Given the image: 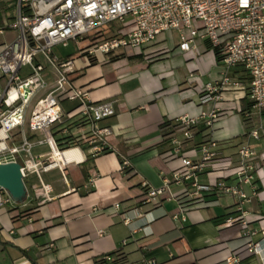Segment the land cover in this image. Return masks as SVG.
<instances>
[{
	"label": "crops",
	"instance_id": "obj_1",
	"mask_svg": "<svg viewBox=\"0 0 264 264\" xmlns=\"http://www.w3.org/2000/svg\"><path fill=\"white\" fill-rule=\"evenodd\" d=\"M17 2L0 0V51L17 39L18 30L11 27ZM118 31L119 25L111 28L103 41ZM172 34L177 36L167 33V38ZM166 35L144 54L132 50L126 54H89V48L97 43L82 50L81 57H64L55 51L62 60L73 62L69 79L76 87L87 90L95 103L114 104L115 115L100 123L111 130V135L105 139L106 152L92 157L87 147L81 154L73 150L64 159L68 164L65 171L42 174L41 181L52 190L48 196L35 175L24 180L25 202L0 209V264H95L110 254L107 264L143 260L156 264H224L236 255L240 264H264V251L248 256L243 247L246 234L256 232L252 236L256 241L260 238L257 233L264 229V137H248L252 129L264 126V111H253L239 91L224 92L216 106L212 101L201 104V86L220 76L214 51L208 43L197 41L193 57L178 49V36L176 43L168 44ZM154 49L165 51L150 58ZM131 56L139 57L129 59ZM232 77L242 84L247 82L242 70H233ZM66 103L62 107L68 111L73 104ZM217 110L221 111L219 119L207 128L202 114L207 118ZM182 118L199 120L191 130L193 138L185 140L174 130L164 137L167 128L162 125ZM71 131L86 134L89 127ZM172 136L181 141L179 155H174ZM207 142L216 144L219 156L231 157L234 162L242 146L256 155L254 191L249 185H240L250 200L242 205L248 218L247 231L240 229L239 222L225 225L227 220L241 217L238 199L205 193L190 208L183 198L187 184L176 183L181 158L200 159L199 148ZM122 162L127 164L125 170ZM214 177L203 174L199 181L207 184ZM165 181L175 199L163 200L158 206L144 204L142 184L160 188ZM226 184L236 182L228 180ZM28 209H32L29 217L12 222V217ZM124 213L133 218L128 225L121 219Z\"/></svg>",
	"mask_w": 264,
	"mask_h": 264
},
{
	"label": "built area",
	"instance_id": "obj_2",
	"mask_svg": "<svg viewBox=\"0 0 264 264\" xmlns=\"http://www.w3.org/2000/svg\"><path fill=\"white\" fill-rule=\"evenodd\" d=\"M199 22L202 25L197 27ZM112 23L119 25L117 35L91 46L89 54H109L121 48L144 54L162 36L176 33L178 49L194 57L197 41H203L217 52L220 76L201 86L200 103L212 101L216 106L223 100L224 92L239 91L253 111H264V0H18L11 26L18 30L17 39L0 51V164H20L23 180L35 175L46 196L52 190L41 181V175L55 169L65 171L68 164L62 156L67 152L77 150L81 154L87 147L92 157L103 153L111 130L100 123L115 115L112 102L95 103L87 90L71 82L73 62L62 60L55 49L66 48L70 42H78L95 29ZM236 69L245 73L246 84L232 77ZM24 70L27 72L23 73ZM65 102L73 104L68 111L62 107ZM220 115L218 110L207 118L202 114L204 125L210 128ZM198 122L196 118H182L172 125L175 133L191 140V130ZM82 126L89 127L86 134L72 133V128ZM248 137L263 138L264 126L252 129ZM170 143L174 155H179L181 141L172 136ZM44 147L48 155L36 154V149ZM215 148V143L207 142L199 148L200 159L181 158L176 183L187 184L183 198L190 208L205 193L238 199L241 217L229 219L225 225L239 222L240 229L247 231L248 218L242 205L250 200L240 185H249L254 191L256 155L248 146H242L234 162L231 157L219 156ZM126 165L122 162V167ZM203 174L215 177L201 184L199 177ZM228 180L236 184L229 186ZM93 183L91 179L89 185ZM142 187L144 204L158 206L163 200L175 199L167 181L160 188L146 183ZM14 204L7 192L0 189V209ZM179 212H183L181 206ZM121 219L125 225L133 220L129 213L122 214ZM255 233L245 235L243 247L248 256L264 251V229L257 233L260 238L253 241ZM240 263L241 258L236 255L224 264ZM137 264L156 262L143 260Z\"/></svg>",
	"mask_w": 264,
	"mask_h": 264
},
{
	"label": "rangeland",
	"instance_id": "obj_3",
	"mask_svg": "<svg viewBox=\"0 0 264 264\" xmlns=\"http://www.w3.org/2000/svg\"><path fill=\"white\" fill-rule=\"evenodd\" d=\"M197 27L201 26L202 23L199 22L196 24ZM116 23H112L110 25H107L106 27L104 28H98V29H95L94 31H92L91 33H89L87 36H85L82 40H79L77 43L76 42H70L67 46V48H62V47H59V48H56L55 51L58 55H61V56H70V57H81V51L90 47L92 44L94 43H98L100 41H103V39L107 36H110V31H111V28H114L116 27ZM103 34V37H100V35ZM166 38H167V35H166ZM177 42V36L175 34H172V36H169V38H167V43L170 44V43H176ZM165 50H160L158 49H154V52L149 54L148 56L150 58H156L158 57L160 54V52H163ZM87 52H85L86 54ZM115 53H123V54H126V53H129V50L127 49H119L117 51H115ZM65 106H68V103H66ZM74 151H77V150H74ZM35 152L39 153V154H42V155H48L49 154V151L44 147V148H40L38 150H35ZM71 152V151H70ZM69 152L65 153L64 156H62L63 160L65 159V157L68 155ZM45 159V158H43Z\"/></svg>",
	"mask_w": 264,
	"mask_h": 264
},
{
	"label": "water",
	"instance_id": "obj_4",
	"mask_svg": "<svg viewBox=\"0 0 264 264\" xmlns=\"http://www.w3.org/2000/svg\"><path fill=\"white\" fill-rule=\"evenodd\" d=\"M20 169V164L15 162L0 164V189L5 190L16 205H22L27 198Z\"/></svg>",
	"mask_w": 264,
	"mask_h": 264
},
{
	"label": "trees",
	"instance_id": "obj_5",
	"mask_svg": "<svg viewBox=\"0 0 264 264\" xmlns=\"http://www.w3.org/2000/svg\"><path fill=\"white\" fill-rule=\"evenodd\" d=\"M214 53H215V56H216L217 60L219 61V57L217 56V52L214 51ZM138 57L139 56H131L129 59H136ZM174 127L175 126H173L172 123H164L162 125V128H167V131L163 134L164 137L166 135L170 134L174 130ZM104 152H106V150ZM125 169H126V167H122V170H125ZM31 211H32V209H28V210H25V211L19 213L17 216L12 217V219H11L12 222L15 223L16 219H18V218H22V217L27 218V217H29L31 215ZM112 255L113 254L108 255V257L110 258ZM119 257H121V256L119 255ZM106 258L107 257H105L103 259L96 260L95 264H107ZM111 264H115V263L112 262Z\"/></svg>",
	"mask_w": 264,
	"mask_h": 264
},
{
	"label": "bare ground",
	"instance_id": "obj_6",
	"mask_svg": "<svg viewBox=\"0 0 264 264\" xmlns=\"http://www.w3.org/2000/svg\"><path fill=\"white\" fill-rule=\"evenodd\" d=\"M62 160H63V158H62ZM64 161V160H63ZM65 162V161H64ZM76 162V161H75Z\"/></svg>",
	"mask_w": 264,
	"mask_h": 264
}]
</instances>
